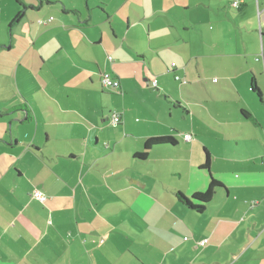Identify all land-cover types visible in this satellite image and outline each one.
<instances>
[{
  "label": "crops",
  "instance_id": "1",
  "mask_svg": "<svg viewBox=\"0 0 264 264\" xmlns=\"http://www.w3.org/2000/svg\"><path fill=\"white\" fill-rule=\"evenodd\" d=\"M234 1L0 0V264H264V0Z\"/></svg>",
  "mask_w": 264,
  "mask_h": 264
},
{
  "label": "trees",
  "instance_id": "2",
  "mask_svg": "<svg viewBox=\"0 0 264 264\" xmlns=\"http://www.w3.org/2000/svg\"><path fill=\"white\" fill-rule=\"evenodd\" d=\"M24 15V11H20L16 17L14 18L13 22H16L20 20ZM252 91L257 94L259 98H262V93L259 89V87L256 85V82L253 81L252 84ZM20 107V106H19ZM246 116H250L249 113L245 111ZM28 118V117H27ZM176 140L171 137H159V138H150L145 143V152L140 154V158H144L151 147L156 145H163V144H175ZM210 163L211 158L209 153L206 150V160L202 166V169H205L207 171H210ZM224 188V185L221 181L217 180L215 177L212 176L210 173V182L208 185V188L204 192H197L191 197H187L182 192H178L177 196L179 200L186 205L189 209H192L198 213L205 212L207 209L208 204L213 200L215 195L217 194L218 189Z\"/></svg>",
  "mask_w": 264,
  "mask_h": 264
},
{
  "label": "built area",
  "instance_id": "3",
  "mask_svg": "<svg viewBox=\"0 0 264 264\" xmlns=\"http://www.w3.org/2000/svg\"><path fill=\"white\" fill-rule=\"evenodd\" d=\"M233 6L236 7V8H239L241 6V0H235L233 2ZM172 67H176V64L173 63L172 64ZM175 79L177 81H180L183 84L187 83V80L185 78L181 77L180 75H175ZM102 83H103V85L105 87H109V88H118V87H120V82L118 80L109 78L107 76H104L102 78ZM153 86H155V87L157 86V80L156 79L153 80ZM121 122H122V115H121V113L114 112L113 115L111 116V124L113 126H117ZM184 139L187 140V141H190V140H192V135L191 134H184ZM33 196L35 198H37L38 200L42 201V202L46 201L47 198H48L46 195H44L39 190H35L33 192ZM185 239H187V237ZM207 242H208V239H204V240L200 241L199 244L202 245V246H204L205 244H207Z\"/></svg>",
  "mask_w": 264,
  "mask_h": 264
},
{
  "label": "rangeland",
  "instance_id": "4",
  "mask_svg": "<svg viewBox=\"0 0 264 264\" xmlns=\"http://www.w3.org/2000/svg\"><path fill=\"white\" fill-rule=\"evenodd\" d=\"M37 26V25H36ZM35 25L34 26H32V27H36ZM30 27H31V24H30V19L28 18V17H24L20 22H19V26L18 27H16V29H15V31H16V37H18V39L21 37V36H24V34L25 35H29L30 33H29V31H31L32 33L34 32V30H35V28H32V29H30ZM26 28L29 30H26ZM27 32H26V31ZM25 31V32H24ZM22 34V35H21ZM19 41H21V42H23L24 41V39H19ZM18 50V53H22L23 51H24V47H22V46H20L18 49H16V51ZM16 51H14V53L16 52ZM12 58H13V56H12ZM53 77V80L54 81H57L58 80V78L56 77V75L55 76H52ZM60 79V78H59ZM20 83L22 84V85H24V87H30V86H38V84L39 83H37V81H33V80H31L30 79V77H26V78H24V79H22V80H20ZM33 87V88H34ZM36 89V88H35ZM29 97H31L30 99H33V96H29ZM19 105V104H18ZM17 113H20V112H17Z\"/></svg>",
  "mask_w": 264,
  "mask_h": 264
}]
</instances>
